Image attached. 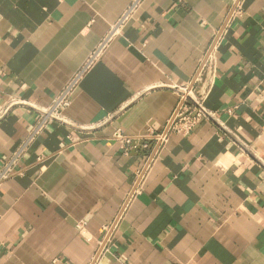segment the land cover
Segmentation results:
<instances>
[{"label": "crops", "instance_id": "1", "mask_svg": "<svg viewBox=\"0 0 264 264\" xmlns=\"http://www.w3.org/2000/svg\"><path fill=\"white\" fill-rule=\"evenodd\" d=\"M0 0V264H264V0ZM186 89L212 114L158 152ZM82 129L83 131L79 130Z\"/></svg>", "mask_w": 264, "mask_h": 264}, {"label": "built area", "instance_id": "2", "mask_svg": "<svg viewBox=\"0 0 264 264\" xmlns=\"http://www.w3.org/2000/svg\"><path fill=\"white\" fill-rule=\"evenodd\" d=\"M139 2L140 0H136L134 2V5L130 8V11L127 13V15L120 20L118 25L113 28L112 33L101 43L98 52L90 59L86 69L95 60L98 53L104 47H106V45L113 38L115 33L118 32L119 28L129 18L131 12L139 4ZM82 74L83 72L76 77L75 81H73L69 87H67L64 91L61 92V94H59L55 98L50 107L44 109L35 108L36 112L39 115L36 126L34 127V130L30 135L29 139L25 143H23V145L12 158V160L8 164H6L0 172V186L4 180L11 176L13 171V165L21 158L29 143L38 135H40L50 123L61 122L67 124L63 120V111L70 105L73 89L76 86L77 80H79ZM19 105H27V103L18 99L10 98L7 103H4L0 107V119L5 117L11 111L12 108ZM211 117L212 114L204 107V105L198 100H195L191 95V92L186 89V93L182 96L178 110L176 111V113L174 114V116L172 117L163 132L155 134L153 136L130 137L128 135H125L121 131H117L114 134L113 138L121 143V149L125 155H130V153L135 150L150 149L151 144L154 141L156 145L154 151L158 152L160 147L166 144L170 133L176 132L185 135L189 134L194 131L203 120ZM79 130L83 131L82 129ZM93 264H98V258Z\"/></svg>", "mask_w": 264, "mask_h": 264}]
</instances>
